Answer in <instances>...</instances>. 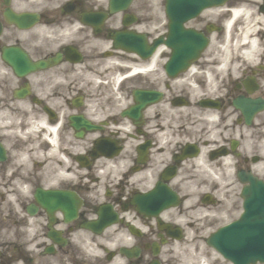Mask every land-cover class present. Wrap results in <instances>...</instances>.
Returning a JSON list of instances; mask_svg holds the SVG:
<instances>
[{
    "label": "flooded vegetation",
    "instance_id": "flooded-vegetation-1",
    "mask_svg": "<svg viewBox=\"0 0 264 264\" xmlns=\"http://www.w3.org/2000/svg\"><path fill=\"white\" fill-rule=\"evenodd\" d=\"M165 1L0 0V264H176L197 172L251 168L234 102L264 98V0L186 20L207 45L171 74ZM155 186L178 204L146 214Z\"/></svg>",
    "mask_w": 264,
    "mask_h": 264
},
{
    "label": "water",
    "instance_id": "water-1",
    "mask_svg": "<svg viewBox=\"0 0 264 264\" xmlns=\"http://www.w3.org/2000/svg\"><path fill=\"white\" fill-rule=\"evenodd\" d=\"M254 186L256 185L252 182L250 188L244 189L242 192L244 196H247L245 201L246 216L243 221L230 226L227 230H221L208 241L235 264L264 260V220H251L261 208H264V188L262 190L261 187L256 186V191H254ZM256 210L258 211L256 212ZM253 227L259 229L255 230Z\"/></svg>",
    "mask_w": 264,
    "mask_h": 264
},
{
    "label": "rangeland",
    "instance_id": "rangeland-1",
    "mask_svg": "<svg viewBox=\"0 0 264 264\" xmlns=\"http://www.w3.org/2000/svg\"><path fill=\"white\" fill-rule=\"evenodd\" d=\"M264 176V175H263ZM238 211H235L234 213H232V217H235L238 214ZM211 228V227H210ZM207 228V229H203V235L207 234L211 229ZM210 229V230H209ZM206 236V235H204ZM197 249L196 250H185L184 248L182 249V253L180 255L181 257V263L180 264H193L194 262H196L195 260L198 259V254H202L203 253V249H207L204 245L203 242L198 241L197 242ZM208 250V249H207ZM209 251V250H208ZM210 253V252H209ZM212 254V253H211ZM212 256V255H211ZM214 257V255H213Z\"/></svg>",
    "mask_w": 264,
    "mask_h": 264
},
{
    "label": "bare ground",
    "instance_id": "bare-ground-1",
    "mask_svg": "<svg viewBox=\"0 0 264 264\" xmlns=\"http://www.w3.org/2000/svg\"><path fill=\"white\" fill-rule=\"evenodd\" d=\"M237 13H238V11H234V15L237 14ZM235 16H236V15H235Z\"/></svg>",
    "mask_w": 264,
    "mask_h": 264
}]
</instances>
